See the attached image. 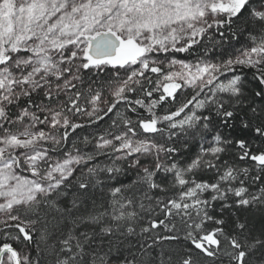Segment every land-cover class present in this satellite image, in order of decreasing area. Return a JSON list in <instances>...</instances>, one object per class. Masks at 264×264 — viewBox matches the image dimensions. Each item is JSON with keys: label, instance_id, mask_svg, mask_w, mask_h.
<instances>
[{"label": "snow or ice", "instance_id": "obj_1", "mask_svg": "<svg viewBox=\"0 0 264 264\" xmlns=\"http://www.w3.org/2000/svg\"><path fill=\"white\" fill-rule=\"evenodd\" d=\"M0 264H264V0H0Z\"/></svg>", "mask_w": 264, "mask_h": 264}]
</instances>
